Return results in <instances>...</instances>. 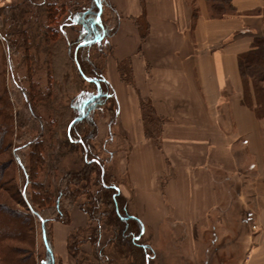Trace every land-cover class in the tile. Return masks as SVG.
<instances>
[{
	"label": "crops",
	"instance_id": "obj_1",
	"mask_svg": "<svg viewBox=\"0 0 264 264\" xmlns=\"http://www.w3.org/2000/svg\"><path fill=\"white\" fill-rule=\"evenodd\" d=\"M111 1L120 17L107 72L130 140L124 195L149 230L152 263L189 264L198 249L194 264H264V117L243 100L239 70L264 0H232L237 12L223 17L205 0L198 15L190 0Z\"/></svg>",
	"mask_w": 264,
	"mask_h": 264
},
{
	"label": "rangeland",
	"instance_id": "obj_2",
	"mask_svg": "<svg viewBox=\"0 0 264 264\" xmlns=\"http://www.w3.org/2000/svg\"><path fill=\"white\" fill-rule=\"evenodd\" d=\"M103 2V10L96 19L102 25L100 31L86 44L85 28L77 18L79 13L90 8L92 0H0V125L7 117L11 126L6 136L0 132V233L9 232L14 227L15 230L21 228L20 218L26 216L28 208L29 212L32 209L37 211V217L32 216L31 228L27 230L25 227L29 236L27 241H7L15 246L16 257L26 264L45 263V237L51 240L56 264H77L80 259L94 262L95 252L98 253L106 243V237H110L111 231L106 230L103 222L100 246L83 243L78 257L73 256L68 248V240H89L91 230L100 224L99 221L90 222L78 207L82 204L88 208L90 204L85 188L96 192L100 184L96 171L86 173L87 178L90 176L88 183L85 179L81 182L75 179V174L84 171L86 164L94 161L95 165L88 167H97V170L101 164L108 183L116 185L125 194L123 184L127 174L124 163L130 140L128 133L117 126L116 101L108 97L86 107L93 96H98L92 74L99 72L111 84L107 60L119 16L111 0ZM189 5L193 15L198 10L197 3L190 0ZM210 13L216 15L215 11ZM257 35L264 37V25L260 26ZM258 61L264 69L263 54ZM79 66H82L84 76ZM120 67L129 80L128 63L120 64ZM241 83L250 84L249 90L253 94V82L249 76L242 78ZM259 84L264 85V80ZM251 94L243 90L245 102L255 101ZM149 111L145 107V120L152 130L156 120ZM82 115L86 116L84 123L72 126ZM71 134L73 141L69 139ZM38 142L43 144L44 163L33 168L36 158L32 152L34 146H39ZM16 158L22 161L28 175ZM62 191L72 193L76 203L68 210L69 222L57 217L56 197ZM46 194H51L50 200L45 201L44 196H49ZM32 195L40 202L36 206L29 204ZM72 198L63 196L62 205L68 206ZM23 200L28 208L23 205ZM128 208L133 214L130 203ZM10 225L15 226L9 229ZM74 231L77 238L72 234ZM148 236L149 230L141 240L150 244L152 240H148ZM112 247L105 250L114 257ZM197 251L193 250L189 264L196 263ZM171 253L176 254L175 250ZM0 264H5L1 257Z\"/></svg>",
	"mask_w": 264,
	"mask_h": 264
},
{
	"label": "trees",
	"instance_id": "obj_3",
	"mask_svg": "<svg viewBox=\"0 0 264 264\" xmlns=\"http://www.w3.org/2000/svg\"><path fill=\"white\" fill-rule=\"evenodd\" d=\"M205 1L207 2L209 10L216 12V15L215 14L212 15L210 13L212 17H223L225 15L235 14L237 12V9L233 5L232 0H205ZM103 6H104L103 0H92V5L90 6V8L84 12L79 13L78 15L77 21L80 24H82V26L85 28L86 31V38L88 39V41H86V44H89L93 36L98 34V31H100L102 25L101 23H99V21H96V19L101 9L103 10L102 8ZM113 8L116 11L114 6ZM262 11L264 15V7ZM116 13L119 16L117 11ZM194 15H198V10L197 12L196 11L194 12ZM119 17L115 29L117 28ZM263 46H264V37L256 34L255 36H253L252 48L242 53L239 57V70L241 77L244 78L245 76H249L253 82L252 86L254 89L253 94H251L252 91L249 90V86H248L250 84H243L244 92L246 91L248 92V94L250 93L255 97V101L251 103H247V102L245 103L253 107L260 118L264 117V85L259 84L262 80H264V69H262V63L258 61V58L262 54L264 55V51L262 52ZM76 62L78 63V61ZM253 64L256 65L254 69H253L254 66ZM79 71L84 76L85 72L82 66H79ZM92 75H94V83L98 87V96H93L87 102L86 107L94 103L98 104L99 102L103 101L108 97L114 98L113 92L110 90L111 88L110 84H108V80L106 79V77L97 71ZM85 119H86L85 115L80 116L77 120H75L72 126H75L80 122L84 123ZM10 129L11 126L9 125V119L6 117L4 122L0 125V132L2 133L4 132L3 134H5L6 136L7 134H9ZM80 132L81 131H79V133ZM69 139L73 141L72 134L70 135ZM38 144L39 146L37 147L34 146L35 149L32 152L33 154H35L34 158H36L34 159V164H32L33 168L35 167L37 168L38 164L42 165L44 163L43 152H42L43 150L41 147L43 144L39 142ZM16 162L20 165V167L24 168L23 170H25V174H27L28 172L25 169V166H23L22 161L19 158H16ZM88 165H95L94 161L89 162ZM88 165L86 164V168L84 171L75 174L76 175L75 179L78 180L79 182L83 181L84 179L87 181L90 179V176H88V178L86 176L89 173V171H96L98 173L100 184L96 192H92L89 189H88L89 191H87V189L85 188L84 192L88 193L90 196V200H91L90 204L88 208L82 204L81 205L78 204V207L88 216L90 222L99 221L100 224L97 227H94L93 229L92 226H90L92 230L88 238L89 240H81V241L68 240L69 251L73 256L78 257L80 255L79 253L81 252L80 247L82 246L83 243L89 242L92 247H96L97 245L100 246L102 241L101 238H102L103 222L107 226L106 230L111 231V233H110V237L109 236L106 237L105 240L106 243H104V245H102L99 248L98 253L97 251L95 252L94 262L90 260L83 261L80 259L77 261V264H119V261H121L120 264L122 263L123 264H153L151 258V254L153 250L152 246L148 244L147 240H141L145 233V225L137 215L132 214L129 211L128 204L130 203V199L127 196H125L116 185L108 183V181L106 180L107 173L104 171V168L101 164L99 165L100 167L98 168V170L97 167L95 169H91L88 167ZM83 173H85L84 176L82 175ZM83 187L84 186H81V188ZM65 192L62 191L61 193H58V196L56 197V205H57L56 210H57L58 218L65 219L66 222H69L68 210L74 207L76 203L74 202L75 200L72 198L73 194L68 191ZM46 195L49 196H44L45 201L50 200L51 194H46ZM66 195L72 198L73 201L70 200L71 203L68 206L64 207L62 205L61 200L62 197ZM38 196H41V194H39ZM37 203L38 204L40 203L39 200H37V196L32 195L29 201L30 206H36ZM26 204L27 202L24 201L23 205L26 206ZM104 205L107 208L105 209L101 208ZM27 206L29 207L28 204ZM28 209H27L28 212H26V216H24L26 217V220L24 219L23 216L22 219L19 217L21 228H19L18 230H15L16 227L11 229V227L15 225H10L9 229L11 230L9 232L0 233V257L2 258L5 264H26L23 262L21 258L16 257L17 254L15 252V246L10 244L11 242L7 243V241L9 240L11 241L15 240L19 242L27 241V238L29 236L27 237L25 227H27V230H29V228H31L32 225L31 223L33 221L32 216L37 217V211L35 209H32L31 212H29ZM17 224H19V222ZM44 225H46L45 222ZM79 232H84V230L79 229ZM72 234L74 235L75 238H77L78 235L76 231L72 232ZM71 239H73V236H71ZM44 246L46 250V260L45 263L42 264H56V259H55L51 240L45 237ZM111 246H113L112 248L114 249L113 252L114 257L110 256V254H108L105 250L108 249L106 247H111ZM118 259L120 260L118 261Z\"/></svg>",
	"mask_w": 264,
	"mask_h": 264
},
{
	"label": "built area",
	"instance_id": "obj_4",
	"mask_svg": "<svg viewBox=\"0 0 264 264\" xmlns=\"http://www.w3.org/2000/svg\"><path fill=\"white\" fill-rule=\"evenodd\" d=\"M252 228H253V229H257V224H253V225H252Z\"/></svg>",
	"mask_w": 264,
	"mask_h": 264
},
{
	"label": "water",
	"instance_id": "obj_5",
	"mask_svg": "<svg viewBox=\"0 0 264 264\" xmlns=\"http://www.w3.org/2000/svg\"><path fill=\"white\" fill-rule=\"evenodd\" d=\"M100 6H101V5H100ZM99 19H100V16L98 17V20H99ZM76 119H77V118H76ZM76 119H75V120H76Z\"/></svg>",
	"mask_w": 264,
	"mask_h": 264
}]
</instances>
